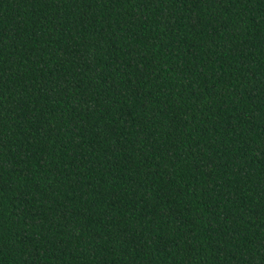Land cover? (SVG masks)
<instances>
[{
  "label": "trees",
  "instance_id": "trees-1",
  "mask_svg": "<svg viewBox=\"0 0 264 264\" xmlns=\"http://www.w3.org/2000/svg\"><path fill=\"white\" fill-rule=\"evenodd\" d=\"M0 264H264V0H0Z\"/></svg>",
  "mask_w": 264,
  "mask_h": 264
}]
</instances>
